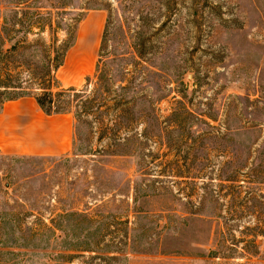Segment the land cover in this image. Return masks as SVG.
<instances>
[{
  "label": "rangeland",
  "instance_id": "rangeland-1",
  "mask_svg": "<svg viewBox=\"0 0 264 264\" xmlns=\"http://www.w3.org/2000/svg\"><path fill=\"white\" fill-rule=\"evenodd\" d=\"M22 41L73 145L0 155V264H264V0H0Z\"/></svg>",
  "mask_w": 264,
  "mask_h": 264
},
{
  "label": "crops",
  "instance_id": "crops-1",
  "mask_svg": "<svg viewBox=\"0 0 264 264\" xmlns=\"http://www.w3.org/2000/svg\"><path fill=\"white\" fill-rule=\"evenodd\" d=\"M73 145L69 114H45L34 97L24 96L0 106V155L55 157L68 154Z\"/></svg>",
  "mask_w": 264,
  "mask_h": 264
},
{
  "label": "trees",
  "instance_id": "trees-1",
  "mask_svg": "<svg viewBox=\"0 0 264 264\" xmlns=\"http://www.w3.org/2000/svg\"><path fill=\"white\" fill-rule=\"evenodd\" d=\"M68 46L69 44L67 42H63L59 46L54 44L51 48L54 57L51 58V60L49 59V67H47L45 73L40 78H35V80L39 82L38 87L42 92L34 98L40 109L47 115L66 113L65 100H61L60 97L67 91H74V89H67V91L60 90L56 93L52 92V88L60 87L55 77V72L62 65L63 56ZM27 47L28 45L22 41L12 46L11 49L6 50L3 47V42L0 43V106L2 103L9 100L31 96L30 94L11 95L12 90L22 89L21 85L30 81L22 80L21 72H14L17 67H10L9 65L11 63L9 59L12 57L13 53L17 54L19 49H26ZM18 62L19 66L27 68L28 62L26 60L23 59ZM3 96L5 97L3 98Z\"/></svg>",
  "mask_w": 264,
  "mask_h": 264
}]
</instances>
